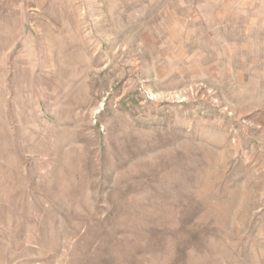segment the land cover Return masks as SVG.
Segmentation results:
<instances>
[{
    "label": "rangeland",
    "instance_id": "1",
    "mask_svg": "<svg viewBox=\"0 0 264 264\" xmlns=\"http://www.w3.org/2000/svg\"><path fill=\"white\" fill-rule=\"evenodd\" d=\"M0 264H264V0H0Z\"/></svg>",
    "mask_w": 264,
    "mask_h": 264
}]
</instances>
